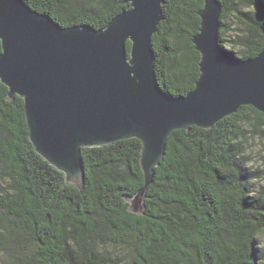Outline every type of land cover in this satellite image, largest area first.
<instances>
[{"label":"trees","instance_id":"obj_1","mask_svg":"<svg viewBox=\"0 0 264 264\" xmlns=\"http://www.w3.org/2000/svg\"><path fill=\"white\" fill-rule=\"evenodd\" d=\"M22 1L62 28L96 30L128 6ZM217 1L225 53L244 61L264 51V0ZM202 8L203 0L162 5L151 45L169 96H185L198 79L192 39ZM6 94L0 82V264H264V154L251 156L264 139L261 112L242 106L210 129L174 131L137 215L126 199L144 185L138 140L82 149L81 188L63 185V174L34 152L23 100Z\"/></svg>","mask_w":264,"mask_h":264},{"label":"water","instance_id":"obj_2","mask_svg":"<svg viewBox=\"0 0 264 264\" xmlns=\"http://www.w3.org/2000/svg\"><path fill=\"white\" fill-rule=\"evenodd\" d=\"M122 3L127 8L96 30L62 28L22 0H0V82L8 100H23L34 152L63 174V185L81 188L82 149L138 140L144 185L126 201L142 215L174 131L210 129L242 106L264 115V51L244 61L229 57L218 44L221 5L203 0L192 39L198 79L185 96H169L157 82L151 45L164 0Z\"/></svg>","mask_w":264,"mask_h":264},{"label":"rangeland","instance_id":"obj_3","mask_svg":"<svg viewBox=\"0 0 264 264\" xmlns=\"http://www.w3.org/2000/svg\"><path fill=\"white\" fill-rule=\"evenodd\" d=\"M264 145V139L260 141V139H255V141L253 142L252 145V151H251V156L254 157L253 159L255 160V156H258L259 154H264L261 153L259 150L262 148V146ZM257 165V164H254Z\"/></svg>","mask_w":264,"mask_h":264},{"label":"bare ground","instance_id":"obj_4","mask_svg":"<svg viewBox=\"0 0 264 264\" xmlns=\"http://www.w3.org/2000/svg\"><path fill=\"white\" fill-rule=\"evenodd\" d=\"M124 5V4H123ZM125 6V5H124Z\"/></svg>","mask_w":264,"mask_h":264}]
</instances>
